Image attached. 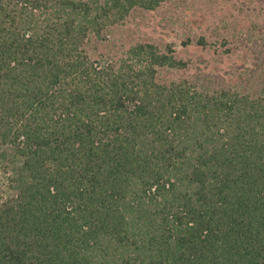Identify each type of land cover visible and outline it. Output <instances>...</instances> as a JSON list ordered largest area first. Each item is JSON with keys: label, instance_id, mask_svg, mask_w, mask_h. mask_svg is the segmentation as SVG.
I'll return each mask as SVG.
<instances>
[{"label": "trees", "instance_id": "trees-1", "mask_svg": "<svg viewBox=\"0 0 264 264\" xmlns=\"http://www.w3.org/2000/svg\"><path fill=\"white\" fill-rule=\"evenodd\" d=\"M163 1L0 0V264H264V36L243 88L88 50Z\"/></svg>", "mask_w": 264, "mask_h": 264}, {"label": "rangeland", "instance_id": "rangeland-1", "mask_svg": "<svg viewBox=\"0 0 264 264\" xmlns=\"http://www.w3.org/2000/svg\"><path fill=\"white\" fill-rule=\"evenodd\" d=\"M201 35L208 46L194 43ZM262 36L264 0H164L154 10L136 8L124 22L107 31L105 39L92 35L88 50L93 57L116 58L139 41L154 42L161 48L173 42L175 56L191 62L185 69H160L161 82L207 73L223 84L243 88L254 61L251 51ZM186 38L192 43L183 46Z\"/></svg>", "mask_w": 264, "mask_h": 264}]
</instances>
